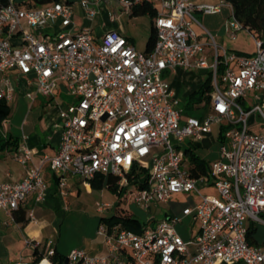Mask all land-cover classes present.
Here are the masks:
<instances>
[{"label": "built area", "instance_id": "obj_1", "mask_svg": "<svg viewBox=\"0 0 264 264\" xmlns=\"http://www.w3.org/2000/svg\"><path fill=\"white\" fill-rule=\"evenodd\" d=\"M100 1L77 3L92 20L98 13L93 5ZM138 1L120 0L128 11ZM150 1L156 40L149 52L137 50L115 28L100 35L89 26L73 31V3L31 7L0 2V98L8 102L17 91L30 98L54 97L61 89L71 94L70 101L56 102L57 151L42 154L36 163L34 150L26 143L19 146L15 157L25 175L15 182L0 181V209L12 215L31 193L37 201L45 200L44 167L61 187L69 177L90 185L97 175H110L120 189L126 188L123 195L132 193L133 202L143 208L193 192L199 200L184 206L179 216L165 212L144 222L140 232L119 222L101 223L96 233L107 252L92 255L73 248L66 264H264V241L247 240L250 223L264 224V39L253 36V56L217 44L194 11L213 14L227 7L225 29L234 38L245 27L227 0ZM108 18L115 22L118 17L108 11ZM195 23L211 36L210 43L200 40ZM177 67L210 71L205 117L183 115L175 89L163 78L164 71ZM214 124L223 127L218 155L208 174L193 176L184 156L186 142L202 141ZM129 174H138L143 185L132 184ZM209 187L216 194L202 192ZM108 208L113 206L98 203L99 211ZM185 216L199 223L187 240L176 228ZM52 242L47 240L48 252L38 264H52Z\"/></svg>", "mask_w": 264, "mask_h": 264}, {"label": "crops", "instance_id": "obj_2", "mask_svg": "<svg viewBox=\"0 0 264 264\" xmlns=\"http://www.w3.org/2000/svg\"><path fill=\"white\" fill-rule=\"evenodd\" d=\"M126 11L129 12L128 10ZM120 14L121 13H118L117 17ZM73 22V31L89 26L88 19H86L85 22L80 23L75 20L74 16ZM151 23L152 19L150 17L149 28H147L145 36L139 39L127 32L124 25L119 23L118 20L111 22L107 17V24L105 26L107 28L117 29L130 40L134 47L138 45L143 48V51H145ZM195 24L199 29V33L197 34L199 35L200 40L203 41L201 39L204 32L203 28L199 24ZM89 27L91 28V26ZM102 33L103 32H99L96 34L100 35ZM229 50L235 51L234 49ZM205 52L208 59L211 60L212 50L211 48L207 49V45L205 46ZM208 74H210L208 69H185L177 67L174 71H164L163 78L175 89L176 94L180 99V104L184 107L185 103L188 101L189 94L199 88L203 79ZM15 94L16 95L13 96V99L8 101V115H11L10 118L12 119V123L9 126H6V128L8 127L7 129L12 130L15 127L14 124L17 123L18 134L8 135L9 133H4V131H2V133H4V136H10L12 139L16 138L17 146H6L5 148L0 149L3 152L6 151L10 153V159H4L0 155V181L2 182L19 181L25 175V168L15 157L18 148L22 143H26L34 150V160L38 163L42 154L55 153L60 142L61 130L57 124L58 106L56 105V102H62L63 100L58 97L57 93L54 97H43L37 94L34 98L24 95L21 91H17ZM11 109L12 112L10 113ZM5 120L3 121V125ZM211 133L212 130L202 141L199 142L201 147L209 146L210 140L212 139ZM217 155L218 148L214 152L210 162L215 159ZM43 176L47 192L45 200L37 201L36 193H31L27 196L26 201L21 203L19 208L13 211L12 215L0 209V264H18L17 261L19 259L27 261L29 264H38V261L48 252L46 242L49 239L53 241L51 247L54 251L53 254H49L52 264H66L65 259L68 253L71 249L77 247L83 248L88 254L92 255L107 252L108 246L103 237L96 233V230L98 226L103 223L100 222V219L108 218L113 215L116 206H120V203L113 204L112 209L108 208L104 211H99L97 204L96 212L99 213V216L93 218V226L89 231H83L84 219L82 216L75 213L76 210H74L75 207H73L75 205L69 199V195L73 193V189L71 188L75 185L74 177H69L66 184L61 187L58 184L57 176L48 167H44ZM81 183L84 186H91V182L90 185L83 184L82 179ZM211 188L213 187H209L206 190ZM119 189L117 192L121 199L125 197L123 194L126 191V188L123 187V189ZM121 208L130 210L127 205L122 206ZM167 215H170V213L167 212ZM185 217H189L193 223L196 222L191 216ZM198 229L199 226L195 230L191 227L189 237L191 238L197 233ZM27 241L37 243V246H32L28 244ZM262 241L264 240H261L260 243ZM36 248L41 251V257L38 261H35L36 256L34 251ZM54 254L56 255L55 261L51 259ZM232 264L246 263L238 261Z\"/></svg>", "mask_w": 264, "mask_h": 264}, {"label": "rangeland", "instance_id": "obj_3", "mask_svg": "<svg viewBox=\"0 0 264 264\" xmlns=\"http://www.w3.org/2000/svg\"><path fill=\"white\" fill-rule=\"evenodd\" d=\"M16 2H25L28 0H15ZM73 3L74 8V16L77 22H85V17L83 10L79 7L77 1L78 0H69ZM210 2L218 1V0H207ZM95 9L98 10V13L93 17L92 20H89L88 25L91 26V29L95 33L104 32L108 29L105 25L107 24V13L108 11H112L116 15L121 13L117 20L119 23L123 24L126 31L133 35L135 38H143L146 34L147 28H149L150 24V16L138 15L134 16L131 13L127 12L124 7L121 5L120 0H101L98 5H93ZM194 16L197 20L212 34L217 44L222 45L228 49H234L238 54H242L245 56H253L255 54V43L253 39V35L246 28H242L240 30L235 31V37L231 38L225 29V22L230 18V12L227 7H223L220 12L213 14H205L201 11H194ZM193 28L199 33V29L196 24L193 25ZM201 39L210 43L211 36L207 32H203ZM137 50L143 51V48L140 46H135ZM211 46L207 45V49H210ZM210 60V59H209ZM164 76V74H163ZM204 77V76H203ZM16 95V94H15ZM45 97L43 94H39ZM58 97L68 102L71 100V94H69L66 90L57 91ZM47 97V96H46ZM202 103V104H201ZM199 104L194 105L193 108H184L183 107V115L184 116H196L198 118H203L207 114L209 110L208 106H204V101ZM12 112V109L10 113ZM9 114L2 125V131L4 133H9L8 135H17L18 125L14 124V128L12 130L7 129L6 126H9L12 123V119ZM258 121L260 118L258 117ZM3 133V134H4ZM212 139L210 140V144L208 147H200L197 149L198 153L206 158H212L214 152L218 148L216 138L218 137V125H212ZM0 155L4 159H10L9 152H3L0 150ZM187 161L185 165H187ZM75 185L72 186L73 193L69 195V199L73 202L75 206L74 210L76 214L80 215L84 219L83 231L86 232L91 229L94 222V217L99 216V213L96 212V206L98 203H109L111 205L120 203V206L127 205L133 214L140 219L142 224L144 222H149L153 219H160L164 216V212H168L171 215L179 216L181 214V210L184 206L193 204L199 200V197L195 193H177L173 196L170 202H159L156 204H151L147 208H143L138 206L132 200V193H128L125 197L120 199L119 193L111 190L105 184L103 187H91L84 186L81 183L80 177H74ZM203 193H214L215 190L213 188L206 190L202 189ZM152 224H156V221H152ZM254 224L259 225L260 231L259 235L264 236V224L255 222ZM199 226L198 222L193 223L189 217L183 218L181 222L176 225L177 230L180 234L185 238L189 239L191 227L197 229Z\"/></svg>", "mask_w": 264, "mask_h": 264}, {"label": "trees", "instance_id": "obj_4", "mask_svg": "<svg viewBox=\"0 0 264 264\" xmlns=\"http://www.w3.org/2000/svg\"><path fill=\"white\" fill-rule=\"evenodd\" d=\"M8 0H0L2 3H6ZM54 1H61L65 3H72L69 0H28L25 2H14L18 5L31 6V7H40L47 4H50ZM229 1L233 8L234 14L237 19L242 23V25L247 28L251 34L255 37L264 39V0H227ZM129 12L134 15H149L153 20L155 16V9L152 6L150 0H142L133 3ZM156 40V32L151 23L150 33L146 41L145 51L149 52ZM212 86H211V75L208 74L203 79L201 85L198 89L193 91L188 96V101L185 103L184 108H193L194 105L199 104L204 101V106H208L211 98ZM9 113L8 102L0 98V149L5 148L6 146H17V139H12L10 136H4L2 133L3 121L6 119ZM223 127H220L218 137L216 139L217 146L223 142ZM201 147V144L198 141L188 140L186 147L184 149V156L189 161V170L191 175L199 176L201 174H208L209 165L211 158H206L198 153L197 149ZM129 179L132 184L136 186H142L143 183L138 179V174L131 175L129 174ZM106 185L113 191H118V185L115 183V178L107 175H97L91 180V187H103ZM264 217V215H262ZM100 222L107 223L112 225L113 223H121L125 228L140 232L142 230V222L138 219L132 211L123 209L119 205L116 206L113 215L108 218H101ZM259 225L250 223L247 231V240L250 244H259L261 240H264V236L259 235ZM41 251L38 248L35 249L34 254L36 256L35 261H38L41 257ZM51 259L56 260V255L54 254Z\"/></svg>", "mask_w": 264, "mask_h": 264}, {"label": "water", "instance_id": "obj_5", "mask_svg": "<svg viewBox=\"0 0 264 264\" xmlns=\"http://www.w3.org/2000/svg\"><path fill=\"white\" fill-rule=\"evenodd\" d=\"M65 262L67 263V258L65 259Z\"/></svg>", "mask_w": 264, "mask_h": 264}]
</instances>
